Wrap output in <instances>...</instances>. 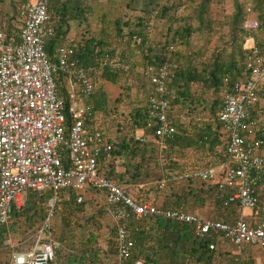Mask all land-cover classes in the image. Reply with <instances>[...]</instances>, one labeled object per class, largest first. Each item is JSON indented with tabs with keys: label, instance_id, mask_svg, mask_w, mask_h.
I'll return each mask as SVG.
<instances>
[{
	"label": "built area",
	"instance_id": "1",
	"mask_svg": "<svg viewBox=\"0 0 264 264\" xmlns=\"http://www.w3.org/2000/svg\"><path fill=\"white\" fill-rule=\"evenodd\" d=\"M49 6L50 0H28L16 18V32L8 33L0 24V224L10 223L14 208L23 206L30 192L53 193L35 242L27 250H11L7 264H57L62 244L54 236L52 219L62 193L73 191L82 203L86 192L97 189L105 192L106 210L117 226V264H126L135 246L129 222L149 215L194 224L198 236L214 239L209 244L212 250L217 249L218 240L225 241L238 264H247L248 247H253L255 264H264V204L258 196L264 190V115L248 114L251 106L264 99V51L253 40L246 59L251 78L236 83L233 89H223L219 119L225 151L221 161L204 168L189 167L185 172L165 169L159 180L161 189L169 183L192 181L206 190L214 187L218 193L228 191V201L238 208V217L229 223L185 209L140 203L129 190L101 172L100 156L105 154L111 161L114 148L106 119L91 117L90 102L101 86L102 70L78 66L71 35L54 59L50 58L46 46L54 27ZM245 26L255 28L258 22L248 18ZM134 40L141 45V37ZM137 52L142 56L141 49ZM125 56L127 61L129 54ZM126 61L105 54L99 57L98 65L126 72L130 69ZM176 69L177 63L169 62L159 68L149 64L141 68L155 87L147 126L162 156L167 140L176 132L170 118L174 93L168 84ZM60 76L65 82L64 97L57 85ZM120 130L125 127L120 126ZM135 138L141 141L146 136L142 133ZM7 244L15 247L12 240Z\"/></svg>",
	"mask_w": 264,
	"mask_h": 264
},
{
	"label": "trees",
	"instance_id": "2",
	"mask_svg": "<svg viewBox=\"0 0 264 264\" xmlns=\"http://www.w3.org/2000/svg\"><path fill=\"white\" fill-rule=\"evenodd\" d=\"M27 1L0 0V24L6 32L17 31L14 24L22 6ZM149 1L156 4V10L151 14L152 17L158 16L160 20L169 21L171 36L169 40L159 43L155 48L145 43L146 34L149 33L147 30L150 25H153L152 19L146 14L139 12L130 17L134 20L116 22L120 46L112 48L106 46L104 41L96 36L89 35L88 20L93 14L91 0H50L49 9L54 33L47 42L46 50L53 60L59 47L66 43L73 29V23L77 22L79 27L86 24L88 28L86 32L89 36L82 34L75 39L73 58L78 61L80 67L97 66L102 70L101 86L92 95L91 100L102 89L103 81L108 80L119 88L118 96L113 100L110 99V102L104 96L98 102L96 100L97 105L93 106L90 102L91 117L100 119L106 117L104 122L108 133H111L113 137L112 160L108 161L105 154L99 158L101 172L106 177L116 180L132 194L135 193L138 202L152 203L163 209H185L196 213L192 210L193 208L191 210L189 208L204 203L208 197L206 194L209 192L216 202V211L209 217L233 223L238 217V208L236 204L228 201V191L220 190L218 193L214 187L209 190L199 189L192 181L182 182L186 185L185 189H178L179 183H169L166 188L161 189L159 180L166 171L165 169L171 172H185L189 167H196V160L189 155V150L208 155L210 161L207 165L221 161L225 151L222 131L224 128L219 119V113L224 105L223 89L226 87L233 89L236 83H244L251 78L246 68V59L250 51L246 47L248 39H253L257 47L264 51V0H251V2L246 0L249 3L243 2L245 5L243 8L238 2L235 3L234 11L226 17V25L219 19L215 20L217 17L212 16L214 4L219 5L224 0H191L194 5L193 10L188 11L186 15L179 14L185 7V4H180L179 0H167L163 3L161 0ZM253 11L257 12L256 18L252 17V19L257 20L258 27L248 29L245 23ZM191 18H195L198 25H194ZM224 27H231L229 36L223 35ZM216 32L221 34L218 39L223 41V45L217 43L212 50L209 45ZM193 35H198V39L191 42ZM135 36L142 38L141 45L135 44ZM185 44H191L190 55L181 51L180 46ZM195 46L197 49H194ZM138 49L142 50V56L137 55ZM120 50L129 54L127 63L130 69L128 71L98 65L100 56L105 54L114 56L115 52ZM204 52L210 53L208 61L202 59L205 56ZM166 62L177 63L173 76L168 78L169 87L174 93L170 98V118L176 127V132L173 138L167 140V148L162 156L160 147L155 142V135L147 126L149 102L151 96L155 95V87L150 78L141 70L138 71V68L147 64L159 68ZM136 76L139 81L135 78ZM61 78L60 76L57 80L59 94L66 96L65 84ZM194 85L200 86L201 90L194 89ZM134 87L137 88L134 95L137 98L136 103L129 106V111L121 110V107L125 106V101L132 99ZM204 90H213L219 94V97L205 100ZM185 106H187L186 112L192 115L187 123L181 119L182 113L177 114L176 112L177 109L181 110ZM200 106L204 112L199 111ZM205 110L210 113V117H207ZM248 114L250 117L264 115V99L251 106ZM120 126H124L125 130H120ZM142 133L146 139L136 140L135 135ZM262 137L264 138V134ZM93 192L104 198V204L99 209L100 215H109L106 210V194L100 189L86 192L82 203H78L73 191L65 190L62 202L65 210L70 209L69 211L72 212L75 209L84 208L88 200L86 199L87 194ZM52 194L51 191L30 192L25 204L14 208L10 223L0 224V251L8 249L23 251L33 245L26 249H22L20 245L10 247L6 240L12 232L23 231L24 242L32 240L34 243L36 234L48 214L43 207L44 203L49 201ZM258 196L264 204V190H260ZM225 202L228 203L225 204ZM58 215L61 219L66 218V215L61 212ZM52 222H54L53 219ZM114 224L113 236L108 238L114 240L116 253L117 226L115 222ZM129 226L135 246L126 264H135L137 261L144 264H238L229 249V244L218 240L217 249H210L209 244L214 239L209 236H198L196 226L192 223L177 221L161 215H149L140 220L132 219ZM90 234L85 235L82 240L84 249L70 245L72 247L67 249V255L64 253L63 242L60 241L62 245L57 252V264H102L104 261L102 257L108 251L99 245L97 247L94 243L102 240L104 236L100 231H94V233L91 231ZM66 237L69 242L73 240L71 234ZM253 251L256 249L248 247L247 264H255ZM8 260L9 256L2 264H7Z\"/></svg>",
	"mask_w": 264,
	"mask_h": 264
},
{
	"label": "rangeland",
	"instance_id": "3",
	"mask_svg": "<svg viewBox=\"0 0 264 264\" xmlns=\"http://www.w3.org/2000/svg\"><path fill=\"white\" fill-rule=\"evenodd\" d=\"M166 1L167 0H161L162 3ZM129 2H131V4H129ZM237 2L241 4L240 6L242 8L245 7L243 2H245V4L249 3V2H246V0H235V1L234 0H224L223 2H220L221 4L219 5L215 3L212 8V16L217 17L215 18V20L219 19L224 22L223 23L224 25H226L225 24V21L227 19L226 17L227 15H230L234 11L235 3ZM179 3L182 5L185 4L184 9H181V11L179 10L180 15H186L188 11L190 12L191 10H193L194 5L191 0H179ZM91 6L93 8V14L90 16L88 20L89 21L88 24L90 25L89 35H94L98 39L103 40L106 46H110L112 48H114L115 46H120V39H118L119 35L116 29V22L121 23V22L129 21L130 19L134 20V18H130V17H133V15L139 14V12L146 14V16L150 17L153 21V25H151V29L147 30L149 31V33L147 32L146 34L147 41L146 42L144 41L145 43H147V45L155 48L157 47L159 43H164L166 40H169V38L171 37L169 33V26H168L169 21L166 22V21L160 20L158 16L155 18L152 17L151 14L156 10L155 8L156 4H152L149 0H91ZM151 9L152 11L150 12ZM191 22L194 25H198V22L196 21L195 18H191ZM229 28L231 27H224L222 32H225V33H223V35L229 36V33H230ZM87 29L88 28L86 27V24L79 27L78 23L74 22L73 29L71 31L72 37L76 39L80 37L82 34H85V36H89L88 32H86ZM217 32L214 34V38L211 36L213 41L209 45V47L212 50L215 48L217 43H220L221 45H223V41L218 39L221 34L220 33L218 34ZM197 37L198 35H195V36L193 35L191 38V42L197 40L198 39ZM172 43H176V42H172ZM190 45L185 44L183 46H180V48L182 49L181 51H183L187 55H190V49H189ZM117 48L120 49V47H117ZM194 49H197V46H195ZM126 53L127 52H121L120 50V51L115 52V55L122 57L126 61V56H125ZM204 53H205V56L202 59L204 61L205 60L208 61L209 59L208 55L210 53L209 54L208 52H204ZM186 54H182V55H186ZM137 55L140 56L141 54L137 52ZM203 60L200 59V61H203ZM199 68H202V67H199ZM138 69H139L138 71H140L141 66H139ZM135 78L137 79V81H139L138 80L139 78L137 76ZM136 87H134L133 89L132 99L126 100L125 106L121 107V110L129 111L130 109L129 106L136 103L137 98L134 96L136 89H137ZM116 89H119L118 86H113V89L106 92L107 95L112 100H113V97L117 95V93L114 92ZM194 89L201 90V87L198 85H194ZM203 95H204L205 100H211V99L219 97V94L215 93L213 90H209V91L204 90ZM127 103L130 105H128ZM186 109H187V106L181 108L182 112L180 109L176 110L177 114L182 113L183 117H181V119L185 123L189 122V120H191L190 117L192 116V115H189L188 112H186L187 111ZM198 109L199 111H203L202 106H200ZM111 114H114V113L111 112ZM205 114L207 115V117H210V113L207 110H205ZM188 153L189 155H191L192 159H196L195 166H206L207 164H209L210 157L206 155L205 153H199V152L197 153V152H193L192 150H189ZM177 186L179 189V188H184L186 185L179 183V185ZM198 188L202 189V185L198 184ZM203 189L206 190L204 186H203ZM63 194L64 193H62L61 204L60 206L58 205L59 207H58L56 216L53 218L54 222H52V225H53L54 236L59 241L63 242V247H65V251H64L65 255L68 254L67 249L72 247L70 245L79 246L81 250L84 249V245H83L84 242H82V240L84 239L85 235L86 236L91 235L90 234L91 231H93V233L94 231H100L104 237L102 240L100 241L98 240L94 244L97 245V247L101 246L102 249L104 248L106 249L105 251H108V253L104 254L102 257L104 260L102 264H117L116 253L114 250L115 248L114 240L108 238L110 236H113L112 228L115 225L114 220L109 215H105V214L100 215L99 213V209L104 204V198H102V196L100 195H97L95 192L87 194L86 199L88 200H87L86 206L84 208H78L70 212L69 211L70 209L65 210V207L62 204ZM206 195H208V197L204 203L196 204L198 206H193V207H190L189 209L191 210L193 208L192 210L200 214L201 216L211 217V215H213L214 212L216 211L215 210L216 202L212 194L208 192V194ZM43 207L47 212V209H48L47 203H44ZM59 211L63 213V215H66L65 219H61V216L58 215V213H60ZM55 223L57 225H54ZM70 234H71V237H73L72 238L73 240L69 242L66 236L67 235L70 236ZM9 240H12V242L15 244L16 247L20 245L19 247H21L22 249L29 248L33 244L32 240L24 242L23 231L12 232L9 235L8 239L6 240V243ZM10 251L11 249L0 251V263L1 264L4 261H6V259L8 258V253H10Z\"/></svg>",
	"mask_w": 264,
	"mask_h": 264
},
{
	"label": "crops",
	"instance_id": "4",
	"mask_svg": "<svg viewBox=\"0 0 264 264\" xmlns=\"http://www.w3.org/2000/svg\"><path fill=\"white\" fill-rule=\"evenodd\" d=\"M249 2H251V0H248ZM256 16H257V12H251V19H252V17L253 18H256ZM71 36H72V32L71 33H69ZM252 41H253V39H248L247 40V43H246V47H250L251 46V44H252ZM113 84L112 83H110L108 80H106V81H103V84H102V89H100V91L94 96V99H92L91 100V103H93V106L94 105H97V103H96V100H97V102H98V100L102 97V96H104L106 99H108V102H110V97L107 95V93L106 92H108L109 90H111V89H113ZM112 91H114V90H112ZM114 92H116L117 93V95L116 96H118V94H119V89H116ZM116 96L115 97H113V99H115L116 98ZM112 100V99H111ZM104 117V116H103ZM105 119H106V117H105ZM194 160H196V159H194ZM10 255V253H8V256Z\"/></svg>",
	"mask_w": 264,
	"mask_h": 264
},
{
	"label": "clouds",
	"instance_id": "5",
	"mask_svg": "<svg viewBox=\"0 0 264 264\" xmlns=\"http://www.w3.org/2000/svg\"><path fill=\"white\" fill-rule=\"evenodd\" d=\"M136 44V43H135Z\"/></svg>",
	"mask_w": 264,
	"mask_h": 264
}]
</instances>
